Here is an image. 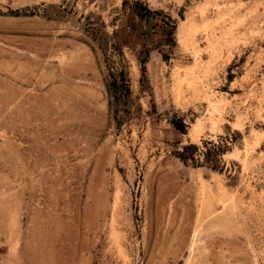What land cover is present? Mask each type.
<instances>
[{
  "label": "rangeland",
  "instance_id": "obj_1",
  "mask_svg": "<svg viewBox=\"0 0 264 264\" xmlns=\"http://www.w3.org/2000/svg\"><path fill=\"white\" fill-rule=\"evenodd\" d=\"M0 264H264V0H0Z\"/></svg>",
  "mask_w": 264,
  "mask_h": 264
},
{
  "label": "bare ground",
  "instance_id": "obj_2",
  "mask_svg": "<svg viewBox=\"0 0 264 264\" xmlns=\"http://www.w3.org/2000/svg\"><path fill=\"white\" fill-rule=\"evenodd\" d=\"M183 23H184V24H185V23L188 24V23H190V22H189V21H187V22L184 21ZM184 27H185V26H184ZM185 28H186V27H185ZM222 34H223V33H222ZM212 42H213V41H212ZM217 44H218V43H217ZM211 45H212V43H211ZM213 45H214V44H213ZM217 47H218V46H217ZM217 47H216V48H217ZM211 48H212V47H211ZM212 50H213V49H212ZM217 57H218V56H217ZM190 83H191V82H190ZM190 83H189V85H191ZM191 88H192V87H191ZM195 88H196V87H195ZM180 89H181V88H180ZM204 90H205V89H204ZM200 92H201V91H200ZM212 112H213V111H212ZM192 129H193V128H192Z\"/></svg>",
  "mask_w": 264,
  "mask_h": 264
}]
</instances>
